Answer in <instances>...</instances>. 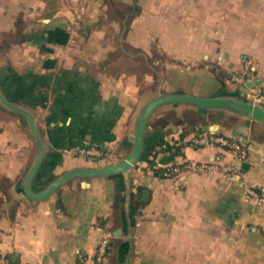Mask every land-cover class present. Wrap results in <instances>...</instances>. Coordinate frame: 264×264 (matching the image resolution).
<instances>
[{
    "label": "crops",
    "instance_id": "1",
    "mask_svg": "<svg viewBox=\"0 0 264 264\" xmlns=\"http://www.w3.org/2000/svg\"><path fill=\"white\" fill-rule=\"evenodd\" d=\"M248 58L264 78V0H0V88L33 110L49 146L36 191L67 170L123 159L159 90L246 99L229 78ZM202 130L247 143L243 182L216 171L153 173L185 158L231 162L234 153L218 146L181 149ZM81 144L111 155L64 151ZM37 150L25 117L0 104V264H76L79 253L87 264H264V204L246 188L264 192L263 121L162 104L129 176L75 177L41 199L23 185ZM139 185L147 202L132 223L129 195ZM106 233L110 249L99 262Z\"/></svg>",
    "mask_w": 264,
    "mask_h": 264
},
{
    "label": "water",
    "instance_id": "2",
    "mask_svg": "<svg viewBox=\"0 0 264 264\" xmlns=\"http://www.w3.org/2000/svg\"><path fill=\"white\" fill-rule=\"evenodd\" d=\"M165 103L192 104L198 108L199 112H207L210 109H227L264 122V103L252 102L242 98L240 94L228 93L214 96H198L187 92L167 93L159 90L142 107L134 126V133L131 135L133 139L132 148L123 159L99 166H80L67 170L54 178L41 190L36 191L32 187V181L48 152V143L43 139L38 120L33 110L28 106L11 101L0 88V104L6 109L25 117L38 148L30 167L24 175L23 185L26 194L35 199L45 198L53 193L60 185L75 177H98L118 172L129 176L130 170L134 168L142 153L148 121L152 113ZM116 234H120V230H116Z\"/></svg>",
    "mask_w": 264,
    "mask_h": 264
},
{
    "label": "built area",
    "instance_id": "3",
    "mask_svg": "<svg viewBox=\"0 0 264 264\" xmlns=\"http://www.w3.org/2000/svg\"><path fill=\"white\" fill-rule=\"evenodd\" d=\"M245 62V70L231 73L229 79L244 87V94L248 100L252 102L264 103V78L258 77L251 68V59L248 58L245 60ZM186 145L195 147H203L208 145L218 146L222 149L231 150L234 153V158L231 162L224 165L220 164L217 160H195L185 158L181 162H176L165 166L164 174L166 177L180 175L185 171H216L221 176H224L236 183L243 182L244 178L240 163L248 156V145L245 141L218 131L202 130L188 138L185 144L181 145V149H183ZM64 151L69 152L74 156L94 159L96 161H104L111 155L109 148L100 146L98 144H81L71 148H64ZM246 188L248 194L252 197L257 205L264 204L263 191L253 184H247ZM111 235V233H106L99 241L96 253V260L99 262L105 258L108 252ZM87 262V256L83 253H79L76 264H87ZM131 264L135 263L132 262Z\"/></svg>",
    "mask_w": 264,
    "mask_h": 264
},
{
    "label": "trees",
    "instance_id": "4",
    "mask_svg": "<svg viewBox=\"0 0 264 264\" xmlns=\"http://www.w3.org/2000/svg\"><path fill=\"white\" fill-rule=\"evenodd\" d=\"M165 167L158 166L153 168V173L155 175H158L160 177H166L164 174ZM148 188L144 185H139L136 189V191L131 190L129 199H130V205H131V219L132 223L135 218V214L137 212V209H139L141 206H143L147 199L144 198V195L147 193ZM110 248H108L109 250Z\"/></svg>",
    "mask_w": 264,
    "mask_h": 264
},
{
    "label": "rangeland",
    "instance_id": "5",
    "mask_svg": "<svg viewBox=\"0 0 264 264\" xmlns=\"http://www.w3.org/2000/svg\"><path fill=\"white\" fill-rule=\"evenodd\" d=\"M164 59H167V58H164ZM135 65V64H134ZM145 69H147V67L145 68ZM246 97V96H245ZM246 99H247V97H246Z\"/></svg>",
    "mask_w": 264,
    "mask_h": 264
}]
</instances>
